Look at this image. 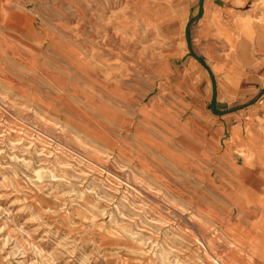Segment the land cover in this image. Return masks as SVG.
Listing matches in <instances>:
<instances>
[{
  "label": "rangeland",
  "instance_id": "1",
  "mask_svg": "<svg viewBox=\"0 0 264 264\" xmlns=\"http://www.w3.org/2000/svg\"><path fill=\"white\" fill-rule=\"evenodd\" d=\"M40 1L5 2L65 23L0 45V264H264V3Z\"/></svg>",
  "mask_w": 264,
  "mask_h": 264
},
{
  "label": "crops",
  "instance_id": "2",
  "mask_svg": "<svg viewBox=\"0 0 264 264\" xmlns=\"http://www.w3.org/2000/svg\"><path fill=\"white\" fill-rule=\"evenodd\" d=\"M223 1L224 0H191L192 16L197 19L198 22L203 18L207 10L219 8ZM258 1L264 3V0ZM5 2H8V0H0V45L2 46L9 44L8 41L12 40V42L23 48L27 47L34 51H45L47 46L53 41L51 35L54 28H56V21H63V23H65V19L57 18V16H55L57 11L51 9L49 6H36V9L33 10L32 8L28 9L26 7L9 6L6 5ZM40 2L41 1L38 0V3ZM69 2L72 1L69 0ZM56 10H62L63 13L73 14L70 5L68 7L57 8ZM250 25L251 32L247 37V48L252 52L254 59L250 57L248 61L251 60L252 62L248 65L255 66L262 56L261 52L264 53V47L261 49L256 39H254L256 36H264V17L263 20L258 23H253L250 20ZM210 109L213 113L217 115L220 114L221 109L219 108L217 101L214 99L212 100ZM241 111L248 113V109H242ZM238 115H242V113H238ZM234 118L235 117H233V119ZM244 124L245 122L239 119L238 122H234V124L229 127L228 147L232 149L235 154L241 153L239 156H241L242 159L244 155H247L248 158L251 156H260V154L256 155L249 152L246 141L244 140V137L246 136V128ZM245 162H247V160H245L244 163Z\"/></svg>",
  "mask_w": 264,
  "mask_h": 264
},
{
  "label": "bare ground",
  "instance_id": "3",
  "mask_svg": "<svg viewBox=\"0 0 264 264\" xmlns=\"http://www.w3.org/2000/svg\"><path fill=\"white\" fill-rule=\"evenodd\" d=\"M159 11V10H158ZM178 23V22H177ZM11 28V27H10ZM177 28H178V26H177ZM44 39V38H43ZM42 41V40H41ZM227 44H228V47H231L232 46V39L231 38H229L228 39V42H227ZM49 47V46H48ZM25 52V51H24ZM30 52V51H29ZM77 53V52H76ZM236 55H238V56H240L243 60H247L248 61V59L250 58V56H249V52H248V48H247V43H246V40H243L240 44H239V46H238V48H237V50H236ZM20 54V53H19ZM65 55V54H64ZM63 55V56H64ZM22 94V93H21ZM29 95V94H28ZM29 98V97H28ZM34 99V98H33ZM30 100V99H29ZM31 102V101H30ZM224 145V144H223ZM226 146V145H225ZM219 147V146H218ZM228 148V147H227ZM217 150V149H216ZM226 150V149H225ZM249 158H248V156L247 155H244L243 156V161H245V160H248ZM241 164V163H240ZM240 167V166H239ZM247 177V176H246ZM244 180V179H243ZM242 181V180H241ZM225 184V183H224ZM251 185V184H250ZM237 187V186H236ZM247 187H249V186H247ZM245 190V189H244ZM243 191V190H242ZM244 192H246V191H244ZM236 193V192H235ZM246 196H247V194H246ZM249 197H251V196H249ZM237 202V201H236ZM252 206V205H251ZM256 223V222H255ZM259 223V222H258ZM253 225H255V224H253ZM252 242V241H251Z\"/></svg>",
  "mask_w": 264,
  "mask_h": 264
}]
</instances>
